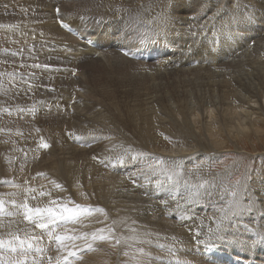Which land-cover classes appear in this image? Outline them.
Instances as JSON below:
<instances>
[{"label":"bare ground","instance_id":"obj_1","mask_svg":"<svg viewBox=\"0 0 264 264\" xmlns=\"http://www.w3.org/2000/svg\"><path fill=\"white\" fill-rule=\"evenodd\" d=\"M21 1L26 5L31 4L33 1V3L40 6L35 10L38 11L36 14L42 19L43 27L39 30H31L28 33H24L17 28L11 27L9 22L0 21V62L9 59L13 61L18 57L20 58L16 66L1 71L0 78L2 81H0V87L8 90L9 87H12L25 94L29 88L40 86L42 91L47 90V95L39 96L33 94L28 97L23 104H11L0 101V112L6 113L7 115H18L24 125L32 126V124H35L37 120L34 118H39L44 122L50 121L57 124L61 123V125H70V127H74L75 125L76 127L73 131H70V133L72 134L75 132V129H80L82 131V136L78 135L76 131V137L71 140V137L63 132L61 135L62 139L66 135L65 138L68 142L65 145L62 144L63 148L60 146L59 150L65 151L62 153L67 154V156H54L55 160H52L51 164L46 165V163L45 167L39 163L38 164L41 166L36 165L37 167L39 166L38 168L44 167L43 170L36 167L33 169L34 171H30L29 177L37 176L40 177V179H46V181H44L48 182V184L44 186H34L35 190L25 186L32 184V181V183L28 182L29 184H23L26 188L21 187V179L20 181L16 179L15 184H13V180L8 176L9 171L7 172L5 167H0V202H3L0 204V240L6 242L5 245L0 247V264H16L17 261H19L20 264H39L40 259L45 263L47 262V257H44V254L40 255L36 251V253H34L36 255H33L31 251L36 250L37 247H47V243L51 241V237L46 230L35 228L31 221L25 220V209L19 206L24 203L32 207L50 206L51 201L56 202L55 205L51 206L56 207L57 210H59V205H66L69 208L75 205L91 206L88 208V212L81 215L79 220L75 222L58 220L55 225H50V229L54 227V230H51H56L55 233L57 234H67L75 237V235L79 233V237L82 235L85 239L87 236H84V234L96 223L90 222L97 219L101 222H107L108 220H110L111 223L115 222L116 224L113 227L114 232L112 234H118L120 236L118 229L122 230L125 228L120 225L124 224L127 226V223L137 221V218L141 222H145L144 225L141 223L134 224L136 228H138L137 230H140V234L145 235L146 238L148 237L150 241L149 244L147 243L145 245V249L148 250L150 248L156 252V254H152L154 255L152 257L159 256L158 253L162 254L163 259L146 260L145 257L143 259L140 257V259H142L140 260V264H176L177 259L180 261V264H191L184 262L186 260L180 259L181 257L183 258V256L179 258L178 254H180V252H188L190 253L188 257H191V254L198 252V247L192 240L193 236L189 235V232L194 230L201 233H208L209 230H213L216 231L213 234L214 236L225 234L236 239H249L250 235H256L254 240L255 243L247 254H242L241 252L235 254L233 252H237L238 248L235 247L230 250L228 246H222L221 248L228 249L231 254L219 250L215 252L214 249L219 247V245H208V247L205 248L204 256H206L209 261L213 262L211 264H226L229 260L236 259L239 261L238 264H264V249L262 248L261 241L263 240L264 243V239H261L264 237V218L257 217L254 212L243 213V211L235 209L234 211L236 213L231 216V227L224 226L226 221L223 225L220 224L223 223L225 217L218 209H227L228 206H231V204L228 203L229 205L227 204V207H224L223 204L224 202H229V199L227 198L228 192L220 186L222 178H212L210 175L198 176L199 182L207 180L210 182L211 186L206 190H202L199 202L187 203L185 198L189 194L190 186L193 185L188 178H178L177 183H167L158 186L156 180L160 179V176L158 174H152L148 169L149 165H155L156 167H163L170 170H179V168H185L199 161H202L200 167L205 169L206 164L211 159H217L222 149H224V146L229 142H233L234 139L241 140L245 135H252L250 132H255L257 135L259 133H264L262 129L259 128L260 124H264V40H261V38H264V32H262V36L259 39L253 37L255 40L251 38L252 35L247 33L249 31H263L264 23L257 24L254 20L247 22L242 19L239 23L241 25L239 29L236 27L235 14L232 13L228 17L227 25L221 26L225 30L223 29L220 33H216L215 30H212L209 39L210 42L201 52L200 59L209 60L215 64L220 62L221 60L215 58L220 55L222 48L225 52L231 48H235V40H238L241 37V33L244 32L245 36L238 41V49H231L230 51L233 56L237 58L231 63L223 61L217 67L207 66L206 68L199 67L196 69L191 66L178 68L177 66L183 65L186 60L193 58L194 49L190 45H184L181 41H174V39L177 40L179 37H174L173 33H182V29L172 26V18L167 9L157 10L156 12L152 11L155 6L153 2L159 3L162 0H152L153 2L141 0L139 1L141 3H138V0ZM209 1L212 3L218 2L216 0ZM255 1L258 0H229L227 5L231 9L245 8L249 5H255ZM259 2H262L263 4L261 3V5L264 6V0H260ZM177 4L180 5V8L176 10L177 13L175 14L178 20H183L188 14H194L193 11H197L189 10L188 4L184 0H177ZM57 6L60 7L58 13L55 11ZM219 12L220 10L217 11V14ZM237 16L240 17V14H237ZM252 16L255 17L253 14ZM88 17L95 19L93 26H88L86 24L87 22L90 23L91 20H87ZM65 19H69L73 23ZM213 20L214 18L211 19V21ZM113 21L116 24L111 28L110 24ZM60 24L72 27V29L77 32V36L67 32L65 28H61ZM237 30L239 31L237 32ZM190 37L194 36L191 35ZM246 39L248 40L245 41ZM93 41H96L94 45L92 44ZM251 41L256 43L253 49H246V52H237V50L241 49L239 48L240 45H249ZM118 51L122 55H120ZM241 53L244 54L241 55ZM89 59H94L92 61H97V63L104 61V63H98L101 70L104 69V67L108 68L113 66V69L122 73L125 71L128 74L120 78L119 85L107 84V86L99 85L96 88H91L88 86L87 82L86 85L85 82L81 81L85 78L88 79V75H83V71L81 72L79 69L80 64L86 62L84 64L82 63L83 66H85ZM54 62H57L59 65L65 64V66H63L64 69L53 66ZM151 63H153V65ZM107 64L109 65L108 67ZM147 65H149L147 68H150V75L142 71L144 70L143 66ZM173 65H176V67ZM18 66H26L28 71L26 73L19 72L17 70ZM59 71H64V74L70 79H66L64 82H60L59 85L53 86L54 90L58 91L57 89H59V93H57L47 83L51 81H61L62 79ZM167 71L169 73H166ZM171 71H190L194 75H197L202 83L196 85V83L193 82L196 88L200 86L197 88V91L206 93V89L208 90L207 94L209 98H200V105L196 100L193 102L190 100L187 103L185 102V105L178 108L177 111V107H174L173 103L168 104L172 107L167 105L160 108L159 115H157L159 118L158 123H156L157 126L168 128L171 125H178L181 120L186 124V127L188 126L187 130L189 129V133L184 136L185 142L181 144L182 146L171 145L170 148L155 147V150H151L149 143H144L141 148H138V146L132 144L130 139L122 138L120 139V143L116 142V145L121 144L122 149L117 148L113 150L114 147L112 148L109 146L110 143L106 144L104 140L105 136L102 137L101 131L103 130L102 127H108L107 130H109V123L116 118L112 110L118 107V95L120 98L126 95L131 98L132 100L129 101L127 107L129 106L131 109L130 111L133 113H137L136 111L134 112V108H139L140 104H142L138 99H143L144 95L148 92L154 95L153 93L157 92L156 89L160 86V84L153 86L156 83L155 80H157V78H164L166 75L175 74L171 73ZM97 72H100V70H97ZM78 73L80 74L79 76ZM6 84L7 86H5ZM71 84L74 85V90L70 89ZM76 86H78L80 90L84 88L86 92H90V94H92L90 97L91 99L88 98V94L87 97H80L78 92L76 99L74 98L73 100L72 96L76 92ZM87 88H89V91L86 90ZM85 91L83 92L85 93ZM66 92H71L69 98H67L66 95L64 96L63 93ZM150 94L147 95L149 96ZM129 98L126 99L129 100ZM158 98L156 97L154 101ZM170 100L171 99L168 101L170 102ZM72 101L73 103L75 102L73 108H75L76 114H71L69 112ZM123 101L125 102L124 99ZM58 105L59 107H57ZM124 106L125 104L123 107ZM64 108L66 109L65 112L63 111ZM140 114L144 115L147 114V112L143 111ZM176 115H178V117L182 115V119L177 121ZM115 116H117V114H115ZM190 116H192V119H195L196 122H200L202 119L201 121H203L205 132H207L206 137L205 134H203L202 137L200 134L197 136V134L190 132L192 130V126L188 121V118L189 120L191 118ZM0 120L2 121V118ZM91 122L96 123L100 128L93 126ZM214 124H216V126H214ZM0 125L2 126V123ZM10 125H12V123ZM144 125H146V123ZM13 126H11V128ZM146 126L148 127V125ZM154 126L151 125V127ZM41 127L43 128L44 126ZM72 127L71 129H73ZM88 128H93L99 131V133L90 134L85 131L87 135L84 129ZM148 128L151 130L150 127ZM11 130L12 129L9 130V134ZM14 130H16V127ZM34 130L36 131V128ZM43 131H41V134H43ZM110 131L113 130L110 129ZM221 132L225 138L221 136ZM199 133L202 134L201 131ZM32 134L27 136L30 138ZM37 134L39 139V132ZM37 134L36 136L33 135L37 137ZM141 134L143 133L141 132ZM1 136L3 135L1 134ZM199 136L208 141L207 147L201 144ZM35 137L32 139L34 140ZM24 138H26V136ZM106 138H108V136ZM1 140L3 141L4 139ZM44 140H41V144L37 142L36 145L19 142L17 146L15 145L16 148L13 147L14 149L12 148L9 150L12 153L8 152V154H4V158L8 160L7 163L14 162L18 159V164L21 166V169H28L27 173H29V167H34L32 164L37 156L46 158L42 154L45 149V147H42V144H47L48 142ZM75 141L76 143H74ZM10 143L12 144L13 142H9V144ZM30 144L32 147H30L29 150H33V153H28L26 150L27 146H30ZM125 150H130V152L126 155ZM21 151H23L22 154L20 153ZM135 152L144 153L145 155L139 157L135 161H131V153ZM118 156H124L125 162L120 163L117 159ZM47 158L49 157L47 156ZM26 162H28V165H25ZM10 171L12 172V170ZM141 171L149 175L148 180L141 174ZM22 178L24 179L25 177ZM190 179L195 181L192 178ZM24 180L27 181V178ZM185 181H188L187 185ZM2 182L4 184H2ZM262 182L264 183V179ZM196 183L195 181V184ZM56 185H60L61 187H56ZM255 186V188L250 186L253 189H251L249 193L246 192V194H250L251 197L255 196V198L258 199L257 206L264 209V185L255 184ZM63 188L68 189L69 192L68 190H63ZM77 189L81 190L82 193L79 194ZM62 190L64 192H62ZM41 192L47 195L41 196ZM32 197H35V199H32ZM84 197L87 200H82ZM234 199L233 202H237L236 200L234 201ZM165 201L167 203H164ZM177 203H179L180 207H177ZM250 206L251 205H248V207ZM95 208H103L105 212H96L93 210ZM88 213H90V215ZM11 215L12 217H9ZM218 222L220 223L218 224ZM232 222L233 224L238 223L240 225L239 228H241L239 230H243V232L238 231L240 234H237V231H235L236 228L233 227L232 229ZM89 224L91 225L89 226ZM209 224H216L218 228L214 229L212 226H208ZM132 226L133 225H131V227ZM243 227L249 231L255 229L256 232L252 234L246 233ZM93 232H95V229ZM123 233L125 237H127L128 235L126 236V234H128V229H125ZM15 236H19L20 239H28L33 244V248L28 251L22 250L19 246V240L15 239ZM33 236H38L40 239L38 241L33 240ZM214 236H210V238ZM173 237H175L176 240H173ZM83 238L79 239L83 240ZM197 240L199 241V237ZM52 241V243L49 242L51 246H48L51 257L57 259L58 257L63 258L66 256L68 252L63 251L65 248L59 247L58 242H54V239ZM68 241L65 243L67 244ZM78 243H80L79 246L74 247L73 245L75 244L69 246L70 249L74 247L72 252L81 253L83 251L81 250L84 247V244H82L83 241H79ZM157 244H163L165 246L174 245L175 251L174 253H170L167 247L160 248L157 247ZM96 255L94 254L95 257ZM234 255L236 258L232 257ZM77 256H80V254L76 255L74 259L79 258ZM87 261L89 262V260ZM87 261L85 263H87ZM63 262L64 260L61 261V264H63ZM69 262H71V260ZM77 262L74 260L69 264H77Z\"/></svg>","mask_w":264,"mask_h":264},{"label":"rangeland","instance_id":"obj_2","mask_svg":"<svg viewBox=\"0 0 264 264\" xmlns=\"http://www.w3.org/2000/svg\"><path fill=\"white\" fill-rule=\"evenodd\" d=\"M139 1H141V0H138V3H141ZM150 1L153 2L152 0H148V2H150ZM184 1L188 4L189 10H197V11H193L194 14H188V16L186 18H184L183 20H178L175 17V14L177 12H176V10H174L173 5L177 4V0H162L159 3L153 2L155 6L152 10V11L156 12L157 10L167 9L171 15V18H172V22H173L172 26L182 29V33H179V34L173 33L174 37H176V36L179 37V39H177V40L174 39V41L175 42L181 41L184 45H190L194 49V54L192 56L193 58L186 60L183 65L177 66L178 68H180V67H191V66L193 68H196V69H198L199 67H205L206 68L207 66L217 67L223 61L231 63L235 58H237V57H234L230 51H231V49H238V46H239L238 41L242 37L245 36L244 32H242V31H240V32H242L241 37L238 40H235V48H231L230 50H227L226 52L222 48L220 55L216 56L215 59L221 60L220 62L215 64L212 61L200 59L201 52L208 46V44L210 42L209 39H210V34H211L212 30H215L216 33H220L221 31H223L224 28H222L221 26L227 25L228 17L232 13L235 14L236 27L239 29L241 27V25L239 23L242 19H244V21H247V22H251L254 20L255 22H257V24L264 23L263 22L264 21V15H263L264 14V6L261 5L262 2H259L260 0L255 1L254 2L255 5H252V6L249 5V6H246L245 8L241 7V8H237V9H231L228 7L227 3L229 0H216L218 2H215V3H212L209 0H184ZM239 3H240V1H239ZM37 7H40V6L33 3V1L31 4L26 5L21 0H0V19H1L0 21H7V22H9V25L11 27L17 28L24 33H28L31 30L42 29V27H43L42 19L39 17L38 14H36L38 11L35 10ZM59 9H60V7H58V6L55 8L56 13H58ZM218 10H220V12L217 14ZM259 13H260V15H259ZM237 14H240V17H238ZM252 14L255 17H253ZM143 17H145V16H143ZM163 18H165V17H163ZM212 18H214L213 21H211ZM90 19H91V17H88L87 20H90ZM65 20L69 21L70 23H73L69 19H65ZM94 21H95V19L92 18L90 20V23L87 22L86 24L88 26H93ZM115 24L116 23L113 21L110 24V27L111 28L114 27ZM238 31L239 30H237V32ZM262 32H264V30L261 32L249 31L247 33L252 35L251 36L252 39H254V38L259 39L262 36L261 35ZM191 35H193L194 37H190ZM247 40L248 39H246L245 41H247ZM261 40H264V38H261ZM260 42H262V41H260ZM255 46H256V43L254 41H251L249 43V45H246V46L240 45L239 48H241V49L237 50V52H241V51L246 52L245 51L246 49L251 50ZM242 54H244V53H241V55ZM120 55H122V54L120 53ZM13 57H16V56H13ZM5 60H7V59H5ZM19 60H20V58L18 57L13 61H10V59H9L7 61L3 60L2 62H0V73L4 69L16 66L17 63L19 62ZM92 60H94V59H92ZM92 60H90V59L87 60L88 63L85 64V66H83V64L86 62H82L83 64L81 63L80 68H79L81 72L83 71L82 72L83 75L84 74L88 75V79L85 78L86 77L85 76L84 77L85 79H83L81 81H83L85 83L87 82L88 86L91 88H96L99 85L107 86V84L119 85L120 84L119 83L120 78L127 76V74H128L125 71H123V73H122V72H119V71L113 69L112 68L113 66L108 67L109 66L108 64H107L108 68L104 67V69L101 70V68H99L98 63L101 64V63H104V61L97 63V61H92ZM138 62H140V61H138ZM140 63H143V62H140ZM151 64L153 65V63H151ZM53 66L60 68V69H64L63 66H65V64L59 65L57 62H54ZM173 66L176 67V65H173ZM143 67H144V70H142L143 73H147L148 75H150V68L149 69L147 68V67H149V65L143 66ZM163 67H165V66H163ZM96 69L98 71L100 70V72H97ZM17 70L19 72L26 73L28 71V68L26 66H18ZM125 70H129V69H125ZM84 71H86V72H84ZM59 73L61 74V79H62L61 81H51V82L47 83L48 85L51 86V88L53 90H54L53 86H57V85H59L60 82H64L66 79H68L66 74H64V71H59ZM166 73H169V72L167 71ZM171 73H175V74H172V75L170 74V75H166V76L163 75V76H165L164 78H160V79L157 78V80H155L156 83L153 86H155L156 84L157 85L160 84V86L156 89L157 92L153 93L154 95H151L150 92H148V90H147L148 93H146L144 95V98H146V99H144V98L138 99L136 97L139 102H142V104L144 102L143 105L140 104L139 108H134V112L136 111L137 113H133L132 111H130L131 109L129 108V106L127 107L129 101L132 100L131 98H129L127 95L123 96L124 98L121 96L122 99L120 98L119 95H118V97L116 96L118 98V101H117L118 107H116V109L114 108L115 111L112 110L113 115L116 118H114L115 120H113L109 123V128L113 131H110V129L107 130L108 127L107 128L102 127L103 130L101 131L102 137L105 136L104 140H105L106 144L110 143L109 146H111L112 148L114 147L113 150L114 149L116 150L117 148H119V149L121 148V144L116 145V142L120 143V139H122V138L130 139L132 141V144H135L136 146H138V148L139 147L141 148L144 143L145 144L149 143L151 150H155V147H169L170 148L171 145L172 146H182L181 144H183L185 142V138H184L185 134L189 133V129L187 130L188 126L186 127L185 126L186 124H184L180 120V119H182L181 118L182 115H179L180 118L178 117V115H176L177 121L180 120L179 124H178L180 126L171 125L168 128H161V127H158L156 124V123H158L159 118L157 117V115H159L160 108H163V106H167L168 104L173 103V106L177 107L176 108V111H177L178 108H181L185 105V102L187 103L190 100H192V102L194 100H196L197 102H199V105H200L199 99L200 98L204 99L205 97H208V94H207L208 90L206 89V93H204L203 91H197V88L200 86H198L196 88V85L199 83L200 84H202V83H201L200 79L197 77V75H194L190 71H185V72H183V71H180V72L173 71L172 72L171 71ZM79 75L80 74L78 73V76ZM0 81H2L1 78H0ZM157 81H159V82H157ZM195 81H197V82H195ZM193 82L196 83V85ZM75 83H76V81H75ZM87 83H86V85H87ZM92 83H93V87H92ZM5 86H7V84ZM70 89L74 90L73 84L70 85ZM57 90L58 91H56V90H54V91L59 93V89H57ZM86 90L89 91V88H87ZM46 91H42L40 86H35V88H29V90H27L24 94V93L17 91L16 89H14L12 87H9V90L6 88L0 87V101H4L6 103H11V104H15V103L23 104L25 102V100L33 94H37L39 96L47 95ZM83 91H85L84 88L82 90H80L78 88V86H76V92L73 94L72 99L73 100H74V98L76 99L78 92L80 94V97H83V98L87 97V94H88V96H89L88 98L91 99L90 97L92 94H90V92L88 93L86 91H85V93H86L85 94ZM149 91H151V90H149ZM52 93H54V92H52ZM63 94H64V96L66 95V97L69 98L71 92H66ZM147 94H150V95L148 96ZM125 97L127 99L129 98V100H127ZM156 97L157 98L159 97V98L154 101V99ZM161 98H162V101H161ZM123 99L125 100V102L123 101ZM167 99L168 100L171 99L170 102ZM121 100L123 101V103ZM147 103H148V105H147ZM74 104H75V102L73 103V101H72V103L70 105L71 107L69 109V112L71 114H76L75 110H74L75 108H73ZM124 104L126 107L125 106L123 107ZM158 106H160V107H158ZM57 107H59V105ZM144 107H145V109H144ZM169 107H172V106H169ZM125 109H127V110H125ZM168 109H170V108H168ZM138 110H139V112H138ZM63 111L65 112L66 109L64 108ZM125 111H127L128 113ZM143 111H146L147 114L141 115L140 113ZM120 112H121V114H120ZM114 113L117 114V116H115ZM154 115H155V118H154ZM117 117H118V121H117ZM143 117H145V118H143ZM190 117H191L190 120L188 118L189 124L192 126V130L190 132L197 134V136L200 134V136H202V137H203V134H205V137H206L207 132H205V127L203 125V121H201L202 119L200 120V122H198V121L196 122L195 119H192V116H190ZM1 118H2V121L0 120V124L2 123V126L0 125V130H1L0 131V167L1 166L5 167L7 172L9 171L8 176H10V179L13 180V184H15L16 179H19V181L21 179L22 182H20V183L22 185L21 187H23V188H26L28 186L27 188L30 187V188L35 190L34 186L35 187L39 186V185L44 186V185L48 184V182H45L46 179H44V178L40 179V177H37V176L36 177H33V176L29 177L30 171H34L33 169L37 167L36 165L42 164V166L45 167L46 163H47L46 165L51 164L52 160L53 161L55 160L54 156H57V157L67 156V154L62 153L65 151L59 150L60 146H62V148H63V145H65L68 142L65 138L66 135L63 138L64 140L62 139L61 135L63 134V132H65V134H67L69 137H71V140H72V138L76 137V133H75L76 131H77L78 135L82 136V131L80 129H78V130L75 129V132H73L72 134L70 133V131H73L74 128L76 127L75 125H74V127L71 126L73 128V129H71L70 125H61V123L57 124V123L50 122V121L44 122L39 118H34L37 121L35 124H32V126H33V128H32L31 125H24L23 122L20 120V117L18 115H15V114L7 115L6 113L0 112V119ZM154 119H155V121H154ZM149 120H150V122H149ZM204 121H205V119H204ZM147 122H149L151 124H149ZM7 123L9 124V126ZM11 123H12V125H10ZM111 123H113V124H111ZM143 123L144 124L146 123V125H148V127H150L151 130L146 125H144ZM194 123H195V125H194ZM91 124L93 126H97L98 128H100L94 122H91ZM172 124H174V123H172ZM13 125L16 127V130H14L15 127ZM151 125H153V126L155 125V126L151 127ZM11 126H13V127L11 128ZM19 126H21V127H19ZM41 126H44V127L42 128ZM214 126H216V124H214ZM18 127H19V129H18ZM37 127L38 128L40 127V128L38 129ZM8 128L12 129L10 132V134L12 136L8 133L10 130ZM20 128H21V130H20ZM35 128H36V131L34 130ZM259 128H261L262 132H264V124H260ZM24 129L27 132L29 130V132H28L29 134ZM12 131H13V133H12ZM31 131H34V132H31ZM37 131L39 132V139L40 140L38 139V134H37L38 132ZM41 131H43L42 132L43 134H41ZM85 131L90 133V134L91 133H94V134L99 133V131H96L93 128L84 129V132ZM200 131L202 132V134L199 133ZM14 132H15V134H14ZM86 132H85V134H87ZM141 132L143 134H141ZM5 133H7L8 135ZM32 133L35 136L37 134V137H35ZM250 133L252 135H249V136L245 135L242 137L241 140L234 139L233 142H229L226 146H224V149H222L220 156H218L217 159H215V158L211 159L206 164L205 169L200 167V164L202 163V161H199L198 163H195V164L190 165V166L188 165L185 168H179V171L182 172V176L179 178H188L191 184H195V181L197 183L199 182L198 176L200 177V176L210 175L212 178H217V177L222 178V180L220 182V186H221V188H223L224 190H226L228 192L227 198L229 199V202L223 203L224 207H227V204L228 203L230 204V201L233 202V199L235 198L234 201L235 200L238 201L239 205H240V207L237 209L243 211V213L254 212L257 217L264 218V209H261V208H259V206H257L258 205L257 204L258 199H256L255 196L251 197L250 194L249 195L246 194V192L249 193V191L251 189L256 187L255 184L264 185V183L262 182V180L264 179V133H261V134L259 133L258 135L255 132H250ZM1 134L3 136H1ZM24 134H26V135H24ZM30 134H32V136L35 137L34 140L32 139L33 138L32 136H30V138H29V136H27ZM220 134H221V136H223L222 132ZM54 135L56 136V138ZM106 135L108 136V138H106L107 137ZM9 136H10V138H9ZM25 136L27 139L24 138ZM16 137H17V139H16ZM202 137H200V142L202 145L207 147L208 141ZM1 139H4L5 141L4 140L2 141ZM42 139L43 140L45 139L44 141L48 142L47 143L48 147H46L42 153L46 158H40V156L39 157L37 156L36 159L33 161L34 163L32 164L34 167H32V168L29 167L30 168L29 173H27L28 169H23V170L21 169V166L18 164V159H16L14 162H10V163H12V164H10V163H7L8 160L6 158H4V156L6 154H8V152L12 153L9 150L12 149L13 147L16 148V146L18 145L19 142L31 143L33 145H36L37 142H39V144H41ZM114 139H116V140H114ZM9 142H13V143L9 144ZM69 142H70V140H69ZM74 143H76V141ZM74 143H72V144H74ZM31 144H30V146L29 145L27 146L26 150L28 151V153H31L33 151V150L32 151L29 150V148L32 147ZM8 145H10V146H8ZM129 147H131V146H129ZM56 149H58V150H56ZM26 150L25 151L23 150V151L27 152ZM54 150L56 151V153ZM23 151H21L20 153L22 154ZM52 151H53V153H52ZM2 155H3V157H2ZM47 156L49 158H47ZM50 157H51V159H50ZM27 163L28 162H26L25 165H28ZM39 166H41V165H39ZM44 167H41L38 169L43 170ZM1 168H0V171H1ZM10 170H12V172ZM214 175H215V177H214ZM22 177H25L24 179L27 178V181L24 180ZM189 177L194 179L195 181L191 180ZM236 181H239L240 183L237 184ZM28 182H31L34 185L29 184ZM24 183L29 184V185H25L26 186L25 187V186H23ZM2 184H4V183L2 182ZM250 186L253 188H251ZM32 189H30V190H32ZM63 190L67 191L68 189L63 188ZM63 190H62V192H64ZM77 190H78L79 194L82 193L81 190H79V189H77ZM233 191L235 192V195H232ZM68 192H69V190H68ZM236 193H237V195H236ZM82 200H87V199L84 197ZM248 205H251V206L248 207ZM231 206H228L227 209H229ZM14 212H15V210H14ZM234 213H236V212L233 210V211L228 212L226 217L223 215L225 217L223 220V223L218 222V224L220 223L221 225H223L224 222L226 221L224 226L231 227V220H232L231 216ZM0 216H1V213H0ZM4 216H6V215H4ZM9 217H12V215ZM127 221H128V219H127ZM89 222H90V220H89ZM90 223H95V225H93V227L88 229L87 233L89 235H87V237L85 239L83 238V240H81L82 238L81 239H75V240H69L67 242V245H68L67 248H65V250H63L64 252L66 251L69 253V251H72V249H74L75 246L80 245V243H78L79 241H81V242L83 241L82 244H84V247H83V249H81L83 251L81 253L80 252L76 253V255L80 254V256H77L79 258L76 257L77 259H74V257L76 255L70 256L67 253L66 256L68 257V260H67V262L64 261L63 264L64 263L65 264L72 263V261H74V260H75V262L78 261L77 264H94L95 262H96L95 264H120V263L121 264H137L138 261H140L144 258L143 253H141L140 251H137V250L142 248L144 250V253L150 252L151 256H154L152 254H156V252L150 248H149L150 251H149V249L148 250L145 249V245L148 243L147 241H149V239H148V237L146 238L145 235H141L140 230H137L138 228H136V226L134 225L136 223H141L144 225L145 222H141L138 218H137V221H133V222L131 221L130 223H127V226H125L124 224L120 225L122 227H125L122 230L117 228L119 230V234L121 237L118 234H115L114 236L117 237V235H118L117 238H120V240H121L120 244H116L115 240H104V241L97 240V241L93 242L91 239V235H90V233H92L94 231V229L96 232L99 229H107L109 227H114L116 223L115 224L113 222L111 223L110 220H108L107 222L106 221L101 222V221H98L97 219L93 222H90ZM232 224H233V222H232ZM90 225L91 224H89V226ZM131 225H133V226L131 227ZM208 226H212L214 229L218 228V226L216 224H214V225L209 224ZM118 227H119V225H118ZM127 227H130V228H127ZM233 227L236 228V230L235 229L234 230L237 231V234H240L238 232V231H240L239 229H241V228H239L240 225L238 223H234L232 225V229H233ZM243 228L245 229L246 233H249V234L256 232L255 229L252 231H249L245 227H243ZM255 228H256V226H255ZM51 229L54 230V227H51ZM125 229H128V234H126V236L128 235L127 237H125V235L123 233ZM133 229L135 231H133ZM53 230H51V231H53ZM223 230L227 231L225 229H223ZM132 232H134V233H132ZM138 232H139V234H138ZM215 232L216 231H213V230H209L208 233H201V232H198L196 230L190 231L189 235L193 236L192 240L196 243V245L198 247L197 250L199 253L197 252V253L191 254L192 256H195V254H196L195 257H192V256L188 257L190 255V253L184 252L185 253L184 254V253L180 252V254H178V257L180 258L181 256H183V258L181 257L180 259L186 260L184 262L191 263V264H197V263L198 264H203V263L204 264H209V263L211 264L213 262L209 261L207 259V257L204 256L205 255L204 254L205 248H207L208 245L211 246L214 244H218L219 247H216V249H214L215 252H217L219 250V251H225L227 254H229L230 252L228 249L221 248L222 246H228L230 250H232V248H235V247L238 248L237 252H233L235 254H239L240 252L242 254H247L248 252H250L252 245L255 243L254 240L256 238V235H250L249 239H246V238L245 239H241V238L236 239L234 237H230V236H227L225 234L214 236L213 234ZM240 232H243V230ZM130 233H132V234H130ZM104 234L107 235L108 233L105 232ZM207 234H208V236H207ZM77 235H75V237L80 236L79 233H77ZM130 235H132V236H130ZM210 236H214V237L210 238ZM235 236H238V235H235ZM81 237H83V236L81 235ZM198 237H199V241L197 240ZM50 240L51 241H48V243H47V247L40 248V249H42L41 250L42 252L37 251V253H39L40 255L44 254V257H47L46 263L40 259L39 264H57V259L52 258L51 252L48 251V249H49L48 246H51L50 243L53 242L52 238ZM76 241H78V242H76ZM261 241H262V248L264 249L263 240H261ZM54 242H56V241L54 240ZM74 242H76V243H74ZM87 242L93 244V251L87 250V248H86ZM5 244H6V242L4 241V245ZM72 244H75V246L71 247L72 249H70L69 246H71ZM135 244H136V246H135ZM133 247H136L138 249L133 248ZM84 249H85V252H84ZM130 249H131V251H130ZM31 252L33 255H36V254H34V253H36V250L31 251ZM86 252H87V255H86ZM125 253H127V254H125ZM94 254L95 255L97 254L98 256L96 255V257H95ZM158 255L160 257H162V254H160V253H158ZM201 255H202V257H201ZM184 256H185V259H184ZM50 257H51V260H49ZM140 257H142V259H140ZM232 257L236 258L235 255ZM62 260L63 259L61 258L60 264H61ZM70 260H71V262H69ZM87 260H89V262ZM99 260H100V262H99ZM86 261H87V263H85ZM238 262L239 261H237V259L236 260H229L226 264H235V263L238 264Z\"/></svg>","mask_w":264,"mask_h":264},{"label":"snow or ice","instance_id":"obj_3","mask_svg":"<svg viewBox=\"0 0 264 264\" xmlns=\"http://www.w3.org/2000/svg\"><path fill=\"white\" fill-rule=\"evenodd\" d=\"M174 10H178L180 8L179 4H174L173 5ZM42 147H48L47 144H42ZM130 152V150H125V154L127 155ZM144 153H139V152H135V153H131V157L130 160L131 161H135L137 160L139 157L144 156ZM118 161L120 163H124L125 162V158L124 156H118L117 157ZM130 162V161H129ZM149 171L152 174H158L160 176V179L156 180V184L159 185H163V184H167V183H177L178 182V178L182 176V172L176 169H166L163 167H156L155 165H149L148 166ZM141 174L145 176V179L148 180L149 179V175L143 171H141ZM237 184H239V181H236ZM185 184H188V181H185ZM210 182L207 180H202L196 184H193L190 186V191L188 196L185 198L187 203H194V202H199V197L202 195V190H206L208 187H210ZM56 187H61L60 185H56ZM233 195H235V192L233 191L232 193ZM41 196L43 195H47L44 192L40 193ZM32 199H35V197H32ZM3 202H0V204H2ZM164 203H167L166 201ZM51 205H55L56 202L55 201H51L50 202ZM230 204L232 205L229 209H225V208H220L218 209V211L223 214L225 217L227 216V213L230 211H233L237 208L240 207L239 202H230ZM19 207L25 209L24 212V219L27 221H31L32 224L35 226V228L38 229H42V230H46L48 235L53 238L56 242H58L59 247H63V248H67V244L65 243L68 240H74V239H79V238H83V237H72L69 236L67 234H57L54 231L50 230V225H55L56 222L59 221H72L75 222L77 220H79L80 216L83 215L85 212H88V208H90L91 206H83V205H75L72 208L67 207L66 205H59V210H57L56 207L53 206H29L27 203L21 204ZM177 207H180L179 203H177ZM96 212H100V213H104L105 210L103 208H95L93 209ZM90 215V213H88ZM106 215V213H105ZM219 219V217H218ZM115 224V222H113ZM133 231H135L133 229ZM107 232L108 234L105 235L104 233ZM114 232V228L113 227H109L107 229H99L96 232H92L90 233L91 235V239L93 242L100 240V241H104V240H115L116 244H120L121 240L120 238H117L116 236L112 235V233ZM89 234H84V236H87ZM15 239L19 240V246L22 250L24 251H28L31 250L33 248V244L28 240V239H20L19 236H15ZM33 240H39L40 237L38 236H33L32 237ZM173 240H176L175 237L172 238ZM261 239H264V237H262ZM148 243H150V241H147ZM4 245V241L0 240V247H2ZM26 246V247H25ZM75 246V245H73ZM157 247L160 248H168V251L170 253H174L175 251V246L174 245H163V244H157ZM86 248L89 251L93 250V244L92 243H86ZM15 250V249H13ZM42 249H40L39 247L36 248V251H41ZM138 251H140L141 253H143L144 257L146 258V260H151V259H155V260H162V257H152L150 253H144V250L141 248ZM127 254V253H125ZM68 255L70 256H75L76 253L69 251ZM60 259L61 258H57V264H60ZM65 262H67L68 257L64 256L62 258ZM49 260H51V257L49 258ZM16 264H20L19 261L16 262ZM137 264H140V261L137 262ZM176 264H180V261L177 259L176 260Z\"/></svg>","mask_w":264,"mask_h":264}]
</instances>
